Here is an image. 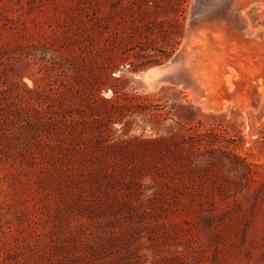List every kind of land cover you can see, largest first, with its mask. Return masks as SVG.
<instances>
[{
	"label": "rangeland",
	"instance_id": "1",
	"mask_svg": "<svg viewBox=\"0 0 264 264\" xmlns=\"http://www.w3.org/2000/svg\"><path fill=\"white\" fill-rule=\"evenodd\" d=\"M192 1L0 0V264H264V0Z\"/></svg>",
	"mask_w": 264,
	"mask_h": 264
},
{
	"label": "bare ground",
	"instance_id": "2",
	"mask_svg": "<svg viewBox=\"0 0 264 264\" xmlns=\"http://www.w3.org/2000/svg\"><path fill=\"white\" fill-rule=\"evenodd\" d=\"M194 1H195V0H194ZM194 1H192V2H194ZM201 1H202V0H201ZM249 1H250V0H249ZM254 1H255V0H254ZM262 1H263V0H262ZM203 2H204V1H203ZM263 2H264V1H263ZM204 3H205V2H204ZM207 3H208V2H207ZM211 3H212V2H211ZM211 3H210V4H211ZM252 3H253V2H252ZM243 4H244V0H243V1H236V0H235V1L233 2V5L230 6V8L226 11V12H227L226 14H224V12H223L222 15H221V13H220L221 16H219V17L207 18V19L210 20V21H208L209 23H208V22L206 23L205 20H204L205 24L208 25L209 30L206 29V28H204V27H202V26L204 25L203 22L200 23V26H201V24L203 23V25L201 26L202 28H200L199 26H197V25H199V23L195 21V22L197 23V25H196L197 27H199L200 29H203V28H204V29H206L207 31H203V32L201 33V37H202V39H201L200 41H199V40H196L195 43H193V41H192V45H187V46H185V52H186V53H184L185 55L183 54V52L180 53V54H183V55L185 56V57H184L185 60H188V59L191 58V55H190V54L188 55L187 52H188V51H192V46H193L194 44H195V46H198L197 48H200V47H201L202 52H201V50L199 49V50H200V55H201V53H202L203 55L207 54V55H205V56H211V54H212V50L215 49V48H216V50H217V47H218L220 44H219L217 47H215V46L213 45L215 48H211V47H213V46H212V45H209V44H208V45H207V44L205 45V42L207 41V43H209V41H210V44H211V39H210V38H212V39L214 40V44H215V41H216V42L221 41V40H222L221 35H219V34H213V33H214L215 31L217 32V31H221V30H222L221 32L226 31V30H225V26H226L225 24H226V23H229L232 27H234L235 30H234V29H232V30H233V32L236 31V32H235V35H236V36H238L239 34H243V35L245 36V34H250V33H251L250 36H251L252 34H253L254 36H256L257 39H255V40H257V42H258V39H259L260 34L262 35V33H260V32H262V31H259V30H257V29H255L256 31H255V30L252 31L251 29H249V30H251L252 32H248V28H249V27H247V21H246V19L243 18V17H241V15H239L240 12H243V11H244V8H245V7L242 8V6H245V5H243ZM261 4H262V3H261ZM263 4H264V3H263ZM192 5H193V4H192ZM215 5H216V4H215ZM250 5H254V4H250ZM207 6H208V5H207ZM248 6H249V5H248ZM192 7H193V6H192ZM212 7H213V6H212ZM249 7H250V6H249ZM249 7H248V8H249ZM205 8H206V7H204V9H205ZM194 9H195V6L193 7V12H190V14L192 13V14L194 15ZM210 9H212V8H210ZM241 9H243V11H241ZM191 10H192V9H191ZM195 10H196V9H195ZM202 10H203V9H202ZM245 10H246V9H245ZM203 11H205V10H203ZM195 12H197V10H196ZM203 13H204V12H203ZM192 14H191V15H192ZM196 14H198V13H196ZM218 14H219V13H218ZM241 14H242V13H241ZM242 15H243V14H242ZM244 16H245V15H244ZM188 17H189V16H188ZM193 17H194V16H193ZM222 17H223L224 19H223ZM246 18H247V17H246ZM190 19H191V17H190ZM192 20H193V19H192ZM196 20H197V19H196ZM247 20H248V19H247ZM190 21H191V20H190ZM200 21H201V20H200ZM200 21H199V22H200ZM188 22H189V21H188ZM188 22H187V23H188ZM196 23H195V24H196ZM191 24H192V23H190L189 25H191ZM192 26H193V25H192ZM196 26H195V27L193 26L194 29L196 28ZM228 26H229V25H228ZM228 26H227V27H228ZM188 27L190 28L191 26H188ZM188 27H187V28H188ZM229 27H230V26H229ZM246 27H247V28H246ZM187 28H186V29H187ZM191 28H192V27H191ZM199 28H198V29H199ZM227 29H228V28H227ZM261 30H264V29L261 28ZM185 31H186V30H185ZM190 31H191V30H190ZM195 31H197V30H195ZM195 31H194V32H195ZM198 31H199V30H198ZM187 32H188V31H187ZM194 32H192V33H194ZM216 32H215V33H216ZM233 32H232V33H233ZM192 33L190 32V34H192ZM218 33H220V32H218ZM224 33H225V32H224ZM224 33H221V34H224ZM232 33H230V34H232ZM185 34H186V33H185ZM190 34H189V35H190ZM194 34H196V33H194ZM263 34H264V33H263ZM187 35H188V34H187ZM189 35H188V36H189ZM199 35H200V34H199ZM227 35H228V33H227ZM243 35H242V36H243ZM253 35L251 36L252 40L255 38V37L253 38ZM188 36H187V38H188ZM190 36H191V35H190ZM208 36H209L210 38H208ZM239 36H240V35H239ZM246 36H247V35H246ZM250 36H249V37H250ZM199 37H200V36H199ZM249 37H248V38H249ZM185 38H186V36H185ZM185 38H184V39H185ZM187 38H186V39H187ZM239 38H241V37H239ZM242 38H243V37H242ZM242 38H241V39H242ZM248 38H247V40H248ZM251 38H249L250 41H251ZM262 38H263V37H262ZM186 39H185V40H186ZM207 39H208V40L210 39V40L208 41ZM243 39H245V37H244ZM263 39H264V38H263ZM227 40H230V39L227 38ZM234 40H235V38H234ZM244 41H246V40H244ZM250 41H248V42L250 43ZM261 41H262V40H261ZM261 41H259V42H261ZM185 42H186V41H185ZM185 42H184V44L186 45L187 42H186V43H185ZM188 42H189V41H188ZM190 42H191V41H190ZM235 42H236V41H235ZM251 42L253 43V41H251ZM257 42H256V43H257ZM227 43H228V42H227ZM227 43H226V44H227ZM256 43L254 42L253 45H257ZM261 43H262V42H261ZM184 44H183V48H184ZM190 44H191V43H190ZM216 44H218V43H216ZM216 44H215V45H216ZM262 44H263V43H262ZM223 45H224V44H223ZM235 45H236V44H235ZM251 45H252V44H251ZM195 46H194V47H195ZM244 46H245V45H244ZM260 46H261V45H260ZM220 47H221V46H220ZM218 48H219V47H218ZM257 48H258V47H257ZM221 49H222V48H221ZM260 49H262V48H260ZM193 50H194V49H193ZM226 50H228V49H226ZM262 50H263V49H262ZM180 52H181V51H180ZM203 52H204V53H203ZM215 52H217V51H215ZM218 52H219V51H218ZM236 52H237V51H236ZM240 52H241V51H240ZM248 52H249V51H248ZM219 53H220V52H219ZM221 53H222V52H221ZM221 53H220V54H221ZM225 53H226V51H225ZM228 53H229V52H228ZM223 54H224V53H223ZM229 54H230V53H229ZM255 54H256V53H255ZM198 55H199V54H198ZM200 55L197 56V57H198V58L201 57ZM231 55H232V54H231ZM243 55H244V54H243ZM194 56H195V55H194ZM221 56H222V55H221ZM226 56H227V54H226ZM223 57L225 58V55H224ZM182 58H183V56H182ZM182 58H181V60L185 62V60L182 59ZM186 58H187V59H186ZM202 58H205V57H201V59H202ZM206 58H207V57H206ZM214 58H215V57H213V59H214ZM239 58H240V56H239ZM210 59H211V57H210ZM216 59L218 60V58H216ZM221 59H222V57H221ZM221 59H220V60H221ZM226 59H228V58H226ZM257 59H258V58H257ZM192 60H193V59H192ZM217 60H216V61H217ZM220 60H219V61H220ZM195 61H197V60H195ZM195 61H194V62H195ZM199 61H200V60H199ZM199 61H198V62H199ZM203 61H204V60H203ZM207 61H208V60H207ZM211 61L214 62L215 60H212V59H211ZM211 61H209V62H211ZM219 61H218V62H219ZM229 61H230V60H229ZM231 61H232V60H231ZM231 61H230V62H231ZM184 62H182V63H184ZM186 62H187V61H186ZM191 62H192V61H191ZM198 62H197V63H198ZM218 62H217V64H218ZM227 62H228V61H227ZM230 62H229V63H230ZM238 62H239V61H238ZM241 62H242V60H241ZM243 62H244V60H243ZM263 62H264V61H263ZM263 62H262V63H263ZM167 63H168V62H167ZM197 63H196V64H197ZM199 63H200V62H199ZM204 63H206V62L204 61ZM220 63H221V61L219 62V64H220ZM184 64H185V63H184ZM192 64H193V63H192ZM200 64H201V63H200ZM208 64H209V63H208ZM217 64H215V62H214L212 65L216 66ZM242 64H243V63H242ZM242 64H241V65H242ZM246 64H247V63H246ZM164 65H165V64H164ZM164 65H162V66H164ZM188 65H189V62H188ZM193 65H194V64H193ZM197 65H198V64H197ZM206 65H207V64H206ZM210 65H211V64H210ZM210 65H207V66H209V68H211ZM225 65H226V64H225ZM231 65H233V64H231ZM231 65H229V66H231ZM235 65H238V64H235ZM241 65H240V66H241ZM171 66H172V67H171ZM178 66H179V64H178ZM181 66H182V65H181ZM181 66H180V67H181ZM183 66H184V65H183ZM202 66H203V64H202ZM207 66H205V67H207ZM221 66H222V64H221ZM223 66H224V65H223ZM240 66H238V68H239ZM160 67H161V66H160ZM180 67H177V65H176L175 67H173V65H172V61H171V63H168V65L166 64L164 67H161V68H159V67H158V68L155 67V68H157V69L154 68V70L150 71V72H149V76L146 74V78L151 77L152 79H158V78H160V77H163V76H164L165 74H167V73L170 75L171 72H172L171 68H173V71H174V68L179 69ZM194 67H195V65L193 66V68H194ZM224 67H225V66H224ZM224 67H223V68H224ZM231 67H235V66H231ZM231 67H230V68H231ZM263 67H264V66H263ZM263 67L261 66V69H262ZM181 68L183 69V67H181ZM187 68H188V67H187ZM198 68H199V66H197V69H198ZM200 68H201V67H200ZM200 68H199V69H200ZM184 69H185V67H184ZM184 69H183V70H184ZM199 69H198V70H199ZM221 69H222V68H221ZM150 70H151V69H150ZM198 70H197V71H198ZM213 70H214V72H215V69H213ZM230 70H231V69H230ZM230 70H228V71H230ZM169 71H171V72H169ZM192 71H193V70H192ZM203 71H204V70H203ZM209 71H210V69H209ZM219 71H223V70H219ZM232 71H233V69H232ZM232 71L229 72V75H230V73L233 74ZM147 72H148V71H147ZM175 72H176V71H174V73H175ZM177 72H179V71H177ZM189 72H190V71H189ZM189 72H188V73H189ZM263 72H264V71H263ZM172 73H173V72H172ZM174 73H173V74H174ZM202 73H203V72H202ZM235 73H237V72H235ZM239 73H240V70H239ZM184 74H185V73H184ZM198 74H199V73H198ZM222 74H226V73L223 72ZM222 74H221V76H222ZM248 74H249V73H248ZM253 74H254V73H253ZM258 74H259V73H258ZM189 75H191V74H189ZM200 75H201V74H199V76H200ZM204 75H205V74H204ZM209 75H210V73H209ZM214 75H215V74H214ZM214 75H213V76H214ZM227 75H228V74H227ZM233 75H234V74H233ZM238 75H240V74H238ZM254 75H255V74H254ZM261 75H262V74H261ZM261 75H260V76H261ZM147 76H148V77H147ZM185 77H186V76H185ZM189 77H190V76H189ZM197 77H198V76H197ZM202 77H203V74L201 75V78H200L201 80H203ZM208 77H209V76H208ZM217 77H218V76H217ZM232 77H233V76L230 75V78H232ZM238 77H239V76H238ZM242 77H243V74H242ZM245 77H246V76H245ZM245 77H244V78H245ZM165 78H166V77H165ZM167 78H168V76H167ZM210 78H211V77H210ZM212 78H213V77H212ZM214 78H215V76H214ZM214 78H213V79H214ZM221 78H222V77H221ZM233 78H235V77H233ZM239 78H240V77H239ZM239 78L236 77V80L238 81ZM252 78H253V77H252ZM256 78H257V77H256ZM260 78H261V77H260ZM149 79H150V78H149ZM189 79H191V78H189ZM198 79H199V78H198ZM200 79H199V80H200ZM223 79H226V80H227V78H225V77L222 78L221 80H223ZM263 79H264V77H262V81H264ZM150 80H151V79H150ZM205 80H206V79H205ZM215 80H216V78H215ZM229 80H230V79H229ZM229 80H227V81L223 80V81H225V82L228 84V81H229ZM245 80H246V79H245ZM255 80H256V79H255ZM258 80H260V79H258ZM148 81H149V80H148ZM153 81H155V80H153ZM177 81H178V80H177ZM203 81H204V80H203ZM219 81H220V79H219ZM252 81H253V79H252ZM260 81H261V80H260ZM260 81H259V82H260ZM149 82H151V81H149ZM149 82H148V85H149ZM156 82L159 83V80H157ZM160 82H161V81H160ZM162 82H164V81H162ZM167 82L169 83V81H167ZM167 82H166V83H167ZM178 82H179V81H178ZM192 82H193V81H192ZM194 82H195V81H194ZM196 82H197V81H196ZM199 82H200V81H199ZM199 82H198V83H199ZM225 82H224V83H225ZM232 82H233V81H232ZM234 82H236V81H234ZM238 82H239V81H238ZM238 82H236V83H238ZM243 82H244V81H243ZM253 82H256V81H253ZM253 82H252V83H253ZM164 83H165V82H164ZM166 83H165V84H166ZM170 83H171V82H170ZM181 83H182V82H181ZM183 83H184V82H183ZM198 83H197V85H198ZM202 83H203V82H202ZM202 83H201V84H202ZM205 83H206V82H205ZM205 83H203V84H205ZM208 83H210V81H209ZM211 83H212V82H211ZM214 83H215V82H214ZM219 83H220V82H219ZM219 83H218L217 85H219ZM221 83H222V82H221ZM230 83H231V82H230ZM230 83H229V84H230ZM247 83L249 84V82H247ZM155 84H157V83H155ZM160 84H161V83H159V85H160ZM212 84H213V83H212ZM227 84H226V85H227ZM239 84H240V83H239ZM242 84H243V83H242ZM248 84H246V85H248ZM250 84H251V83H250ZM250 84H249V85H250ZM175 85H177V84H175ZM181 85H182V84H181ZM192 85H193V84H192ZM195 85H196V84H195ZM233 85H235V84H233ZM255 85H256V84H255ZM177 86H178V85H177ZM215 86H216V85H215ZM221 86H222V85H221ZM221 86H219V87H221ZM228 86H231V84L228 85ZM251 86H252V85H251ZM261 86H262V85H261ZM156 87H157V86H156ZM178 87H179V86H178ZM212 87H213V86H212ZM222 87H223V86H222ZM247 87H248V86H247ZM152 88H153V87H152ZM185 89H186V85H185ZM189 89H191V86H189ZM195 89H196V87H194V89H192V90L194 91ZM214 89H215V87H214ZM225 89H226V86H225ZM230 89H231V87H230ZM230 89H229V91H230ZM233 89H234V87H233ZM261 89H263V87H261ZM183 90H184V89H183ZM187 90H188V89H187ZM187 90H186V91H187ZM200 90H201V89H200ZM223 90H224V87H223ZM226 90H227V89H226ZM231 90H232V89H231ZM259 90H260V89H259ZM259 90H258V92H260L259 94H260V96H261V91H259ZM189 91H191V90H189ZM205 91H206V90H205ZM229 91H228V93L230 94V92H232V91H230V92H229ZM233 91H234V90H233ZM239 91H240V90H239ZM241 91H242V89H241ZM247 91H248V90H247ZM254 91H255V90H254ZM254 91H253V92H254ZM195 92H196V91H195ZM199 92H200V91H199ZM223 92H224V91H223ZM248 92H249V91H248ZM253 92H252V93H253ZM187 93H188V91H187ZM201 93H202V92H201ZM204 93H205V92H204ZM215 93H216V92H215ZM228 93H227V94H228ZM235 93H237V92L235 91ZM241 93H242V92H241ZM252 93H251V94H252ZM256 93H257V92H256ZM191 94H193V93L191 92ZM195 94L198 95V91H197ZM232 94H233V93H231V95H232ZM248 94H249V93H248ZM262 94H263V93H262ZM199 95H200V93H199ZM202 95H204V94H202ZM225 95H226V94H225ZM231 95H229V97H230ZM204 96H205V95H204ZM206 96H210V95L207 94ZM206 96H205V97H206ZM220 96H221V95H220ZM226 96H227V95H226ZM246 96H247V95H246ZM257 96H258V95L256 94L254 97L256 98ZM193 97H194V94H193ZM197 97H198V96H197ZM223 97H224V95H223ZM223 97H221V98H223ZM233 97H234V96H233ZM247 97H248V96H247ZM189 98H190V96H189ZM209 98H211V97H209ZM216 98H218V97H216ZM219 98H220V97H219ZM234 98H235V97H234ZM248 98H249V97H248ZM248 98H247V100H248ZM258 98H259V96H258ZM261 98H262V97H261ZM190 99H191V98H190ZM192 99H193V98H192ZM200 99H202V98H200ZM204 99L207 100L206 98H204ZM225 99H226V98H225ZM227 99H228V97H227ZM250 99H251V98H250ZM253 99H254V98H253ZM253 99H252V100H253ZM193 100H194V99H193ZM198 100H199V99H198ZM210 100H211V99H210ZM210 100H209V102H210ZM220 100H221V99H220ZM254 100H256V99H254ZM254 100H253V101H254ZM227 101H228V100H227ZM229 101H230V100H229ZM256 101H257V100H256ZM258 101H259V100H258ZM199 102H200V101H199ZM211 102H212V101H211ZM217 102H218V99H217ZM232 102H233V101H232ZM193 103H194V102H193ZM205 103H206V102H205ZM213 103H214V102H213ZM220 103H221V101H220ZM227 103H228V102H227ZM258 103H259V102H258ZM258 103H257V104H258ZM195 104H196V103H195ZM208 104H209V103H208ZM208 104H207V106H208ZM196 105H197V104H196ZM204 105H205V107H207L206 104H204ZM204 105H203V106H204ZM224 105H225V102L223 101V106H224ZM259 105H260V104H259ZM198 106H200V105L198 104ZM203 106L201 105L202 109H203ZM209 106H210V104H209ZM209 106H208V107H209ZM225 106H227V105H225ZM225 106H224V108H225ZM234 106H236V105H234ZM242 106H243V105H242ZM208 107H207V110H206L207 112L210 110V109H209L210 107H209V108H208ZM237 107H238V106H237ZM243 107H244V106H243ZM249 107H250L251 109H254V111H256V108H252L251 106H249ZM215 108H216V107H215ZM218 108H219V106H218ZM224 108H223V109H224ZM246 108H248V107H246ZM246 108H245V109H246ZM250 108H249V109H250ZM208 109H209V110H208ZM212 109H213V108H212ZM243 109H244V108H243ZM216 110H217V109H216ZM240 110H241V109H240ZM246 110H247V109H246ZM202 111H204V110H202ZM220 111H221V110H220ZM222 111H223V110H222ZM204 112H205V111H204ZM213 112H214V110H213ZM216 112H217V111H216Z\"/></svg>",
	"mask_w": 264,
	"mask_h": 264
},
{
	"label": "water",
	"instance_id": "3",
	"mask_svg": "<svg viewBox=\"0 0 264 264\" xmlns=\"http://www.w3.org/2000/svg\"><path fill=\"white\" fill-rule=\"evenodd\" d=\"M176 64H177V62H176L175 60H173V61H172V65H173V66H176ZM164 80H167V79H164ZM177 80H179V81H183V82H185V83H188L187 80H186L185 78H183V77H178Z\"/></svg>",
	"mask_w": 264,
	"mask_h": 264
}]
</instances>
